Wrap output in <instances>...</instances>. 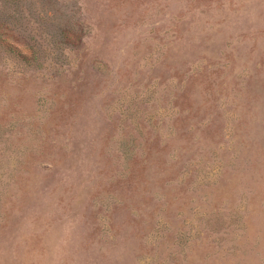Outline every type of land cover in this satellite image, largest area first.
Segmentation results:
<instances>
[{
  "label": "rangeland",
  "instance_id": "1",
  "mask_svg": "<svg viewBox=\"0 0 264 264\" xmlns=\"http://www.w3.org/2000/svg\"><path fill=\"white\" fill-rule=\"evenodd\" d=\"M44 2L0 55V264H264V0Z\"/></svg>",
  "mask_w": 264,
  "mask_h": 264
},
{
  "label": "trees",
  "instance_id": "2",
  "mask_svg": "<svg viewBox=\"0 0 264 264\" xmlns=\"http://www.w3.org/2000/svg\"><path fill=\"white\" fill-rule=\"evenodd\" d=\"M26 1L0 0V55L15 54L18 58L25 59L26 56L19 51L18 47H15L11 38L26 46L28 40L35 39L32 33L37 32V30L29 31L25 22H46L50 21L52 17L48 11L25 7L24 2ZM43 1H45L44 4L48 5H54L58 2V0ZM35 27L40 29V27Z\"/></svg>",
  "mask_w": 264,
  "mask_h": 264
}]
</instances>
